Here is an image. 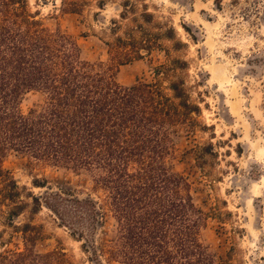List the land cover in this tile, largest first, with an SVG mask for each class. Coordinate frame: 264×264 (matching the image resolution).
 <instances>
[{
    "label": "trees",
    "instance_id": "16d2710c",
    "mask_svg": "<svg viewBox=\"0 0 264 264\" xmlns=\"http://www.w3.org/2000/svg\"><path fill=\"white\" fill-rule=\"evenodd\" d=\"M128 13L125 7L119 18L128 19ZM139 16L141 22L132 17L135 25L123 35L115 32L121 24L112 21L116 36L104 41L108 64L95 66L81 59L70 34L44 26L27 0H0V203L8 208L7 225L22 239V247L14 249L0 241V264H70L62 248L35 250L41 224L14 223L29 202L2 166L9 151L89 175L86 192L34 181L47 189L43 198L26 194L30 213L43 203L92 264H228L201 242L207 214L194 203L187 178L169 165L173 130L194 123L200 112L177 76L186 62L175 57L160 62L152 81L116 80L120 65L161 49V37L176 36L172 26L163 32L146 27L154 24L146 9ZM31 91L43 101L23 112L21 100ZM107 216L115 220V234L98 239Z\"/></svg>",
    "mask_w": 264,
    "mask_h": 264
},
{
    "label": "rangeland",
    "instance_id": "374dc122",
    "mask_svg": "<svg viewBox=\"0 0 264 264\" xmlns=\"http://www.w3.org/2000/svg\"><path fill=\"white\" fill-rule=\"evenodd\" d=\"M44 26L70 34L80 48V57L95 66L108 64L107 46L116 34L123 35L135 25L132 17L145 9L154 24H144L163 32L174 27V39L161 37V49L151 55L122 64L116 72L121 85L137 80L152 81L153 67L171 58L186 62L177 70L184 87L200 112L195 122L178 125L172 133L173 156L169 165L190 182L194 203L207 214L200 239L216 260L228 264H264V0H27ZM77 7V12L64 8ZM134 9L131 10V7ZM129 9L128 19L119 13ZM158 23V24H155ZM158 26V28L155 27ZM137 34V31H135ZM182 44L176 45L175 41ZM163 86L168 80L161 79ZM43 96L26 93L20 109L39 106ZM2 166L22 189L29 202L14 223L32 221L42 225L37 252L63 249L70 264H92L69 234L42 203L30 213L26 191L43 198L46 183L56 190L88 191L89 175L72 170L29 162L9 151ZM1 185V184H0ZM7 206L0 203V241L6 248L22 247L20 233L7 225ZM115 220L107 216L98 239H111ZM0 245V250H1ZM111 264H123L113 262Z\"/></svg>",
    "mask_w": 264,
    "mask_h": 264
}]
</instances>
